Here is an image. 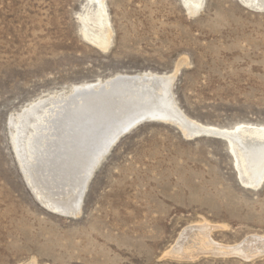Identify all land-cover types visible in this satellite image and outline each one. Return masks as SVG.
Returning <instances> with one entry per match:
<instances>
[{
	"label": "rangeland",
	"instance_id": "1",
	"mask_svg": "<svg viewBox=\"0 0 264 264\" xmlns=\"http://www.w3.org/2000/svg\"><path fill=\"white\" fill-rule=\"evenodd\" d=\"M95 3L0 0V264H264V254L167 255L194 225L212 224L223 245L264 236V183L244 187L214 136L189 140L170 124H140L100 162L77 218L48 210L28 187L10 117L75 85L171 73L186 59L172 95L189 118L264 126V12L242 0H202L192 15L184 0H102L112 32L104 51L85 38ZM196 234L191 251L203 244Z\"/></svg>",
	"mask_w": 264,
	"mask_h": 264
},
{
	"label": "bare ground",
	"instance_id": "2",
	"mask_svg": "<svg viewBox=\"0 0 264 264\" xmlns=\"http://www.w3.org/2000/svg\"><path fill=\"white\" fill-rule=\"evenodd\" d=\"M101 1L96 0L84 18L94 32L85 33V38L106 51L112 32L107 23V9L100 5ZM184 1L192 15L202 0ZM242 3L264 12V0H242ZM183 64H187L186 59H181L171 73L119 74L105 81L75 85L42 96L11 115L13 149L39 202L56 214L79 217L87 186L100 162L125 131L146 119L173 125L189 140L204 134L228 138L241 184L258 189L264 183V126L249 124L233 130L220 129L189 118L172 95ZM208 224L184 229L167 255L191 259L202 254L234 255L250 259L264 254V236L223 245L211 239L210 232L215 227ZM194 234L202 237L203 244L191 251L187 242Z\"/></svg>",
	"mask_w": 264,
	"mask_h": 264
},
{
	"label": "water",
	"instance_id": "3",
	"mask_svg": "<svg viewBox=\"0 0 264 264\" xmlns=\"http://www.w3.org/2000/svg\"><path fill=\"white\" fill-rule=\"evenodd\" d=\"M149 121H152V122H155L153 119H146V120H143V121H141L140 123H138L137 125H135V126H133V127H131L130 129H128L127 131H125L120 137H119V139L123 136V135H125L126 133H128V132H130L131 130H133L134 128H136L137 126H139L140 124H142V123H144V122H149ZM183 133V132H182ZM204 135H206V134H204ZM186 137V136H185ZM214 137H217V136H214ZM118 139V140H119ZM221 140H223L224 142H225V145H226V147H227V150H228V153H229V155L231 156V158H232V154H231V152H230V149H229V140H228V138H224V137H221L220 138ZM117 142V141H116ZM13 146V145H12ZM14 150V149H13ZM14 153H15V151H14ZM15 157H16V154H15ZM16 160H17V162H18V159H17V157H16ZM232 160H233V158H232ZM18 164H19V162H18ZM19 168H20V170H21V172H22V169H21V167H20V165H19ZM22 174H23V172H22ZM23 176H24V174H23ZM24 179H25V176H24ZM239 179V178H238ZM25 181H26V179H25ZM240 181V180H239ZM26 183H27V181H26ZM28 185V184H27ZM29 187V186H28ZM30 188V187H29ZM31 190V189H30ZM32 191V190H31Z\"/></svg>",
	"mask_w": 264,
	"mask_h": 264
}]
</instances>
